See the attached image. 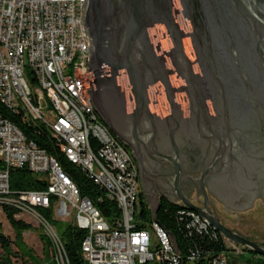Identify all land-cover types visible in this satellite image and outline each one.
Returning a JSON list of instances; mask_svg holds the SVG:
<instances>
[{"label":"water","instance_id":"obj_1","mask_svg":"<svg viewBox=\"0 0 264 264\" xmlns=\"http://www.w3.org/2000/svg\"><path fill=\"white\" fill-rule=\"evenodd\" d=\"M80 25L93 75L86 96L136 160L144 201L155 195L147 206L152 220L160 194L145 176L164 177L177 207L264 259V246L222 226L204 197L205 189L225 211L251 206L259 192L264 197V0H82ZM136 134L150 135L149 156L173 166L174 177L142 170ZM179 136L188 138V149H200L202 160L207 156V174L197 180L176 166ZM152 140L173 148L165 158L171 163L151 156ZM178 173L196 182L204 208L180 194Z\"/></svg>","mask_w":264,"mask_h":264},{"label":"built area","instance_id":"obj_2","mask_svg":"<svg viewBox=\"0 0 264 264\" xmlns=\"http://www.w3.org/2000/svg\"><path fill=\"white\" fill-rule=\"evenodd\" d=\"M82 0H0V207L34 219L49 242L55 264H67L51 220L84 232L80 252L85 264H229L245 252L223 239L205 219L178 209L177 222L187 241L178 255L160 226L151 220L136 229L140 188L135 165L98 120L85 90L87 42L80 20ZM1 112L43 127L63 159L113 201L119 213L113 226L85 197L53 158ZM25 168L45 182L41 191H10L8 173ZM54 198L51 204L50 199ZM166 232V231H165ZM222 253L205 252L194 240L216 242Z\"/></svg>","mask_w":264,"mask_h":264},{"label":"trees","instance_id":"obj_3","mask_svg":"<svg viewBox=\"0 0 264 264\" xmlns=\"http://www.w3.org/2000/svg\"><path fill=\"white\" fill-rule=\"evenodd\" d=\"M1 115L14 123L24 133L26 138L33 141L47 156L58 162L62 171L77 188L79 195L87 198L112 227L113 222L119 217L114 202L106 199L101 189L90 184L78 168H75L63 159L55 139L41 126L31 124L28 121H22L17 116L9 113L1 112ZM8 187L12 192L18 190L41 191L45 188V182L41 176L32 174L25 168L14 169L8 173ZM53 202L54 198H51L50 203L52 204ZM178 209L179 207L171 206L166 202L160 203L154 221L173 237L178 249L181 251L189 240L181 235V228L178 225L176 214ZM0 210L14 233L12 242L0 233V264H17L12 259H18L20 261L19 264H55L52 259V250L49 242L42 234L39 235L40 240L47 250L50 249V254L46 250L43 259L39 260L21 240V233L29 231L31 226L21 220L15 219L14 216L17 213L14 210L8 207H0ZM37 214L43 215L54 226L55 222L51 220L50 209L38 210ZM136 217L139 220V223L136 224V229L145 228V225L152 220L149 210L140 200ZM55 230L62 244L67 264H85L80 252V243L84 237V232L76 228L71 222L65 223L55 228ZM10 244L15 247V252L11 251ZM194 245L200 247L205 252L212 251L214 254L222 253L226 249L223 241L219 237H217L214 243L208 241L201 242L200 239H196L194 240ZM247 254L248 256L244 264H264L262 257L252 253Z\"/></svg>","mask_w":264,"mask_h":264},{"label":"flooded vegetation","instance_id":"obj_4","mask_svg":"<svg viewBox=\"0 0 264 264\" xmlns=\"http://www.w3.org/2000/svg\"><path fill=\"white\" fill-rule=\"evenodd\" d=\"M135 140H136V146H137L139 159L141 162V168L146 174L150 176L159 175V176H166V177H174V167L173 166L167 163H158L149 156L147 152V148L150 142L149 134H146V135L136 134ZM119 143L124 148V150H126L129 153L135 165L136 172H137L138 185L140 188L139 200L143 202L147 207L149 203L155 198V195L149 196L147 200L144 201L143 196L145 195V190L141 187L140 182H139L137 162L134 159V157L131 155L128 146L124 144L123 142H119ZM176 144H177V147L175 145L174 147L176 151V166L178 167V169L183 172L191 174L193 177H195L196 180L200 176L204 175L207 172V164H208L207 156H204L202 160L200 156L199 148H195L192 150L188 149V138L185 136L176 137ZM172 150L171 148H168V147L160 148L157 145V142L155 140L151 141V156L155 159L170 162L169 160H166L165 158L167 156L169 157L173 153ZM145 179L152 181V182H156L158 192L161 195V196L160 195L156 196L157 204H158L156 208V213L159 209L160 203L166 202L167 204L171 206H176L179 204V202L177 201V194L175 190L172 188L168 179L164 177L155 178V177H149V176H145ZM176 186L180 194L183 195L188 200L189 204L193 208L201 209L205 207L204 199L201 193L196 190V182H193L191 179L187 178L182 173H178L177 178H176ZM262 191L264 193V188L262 189ZM204 197L207 203L209 204V207L212 210L213 215L216 216V218L218 219V222L222 226L233 231L236 234H238V231L240 229H245V230L250 231L251 228L253 227V221H254V219L250 216H253L252 214H256V213L262 214L264 212V197L261 196V192H259V195L252 201L251 206H248L242 210H232V209L226 208V211L230 212V214L227 213L223 209V205L218 203L215 199H213L205 191V189H204ZM242 237L253 242L248 236H242ZM244 254L248 256L247 253H244Z\"/></svg>","mask_w":264,"mask_h":264},{"label":"rangeland","instance_id":"obj_5","mask_svg":"<svg viewBox=\"0 0 264 264\" xmlns=\"http://www.w3.org/2000/svg\"><path fill=\"white\" fill-rule=\"evenodd\" d=\"M149 210V208H147ZM253 213V212H252ZM253 216H250L254 219L253 221V227L251 230H245L240 229L238 231V234L241 236H248L253 242L262 244L264 246V239H263V228H264V216H260L261 214H252ZM15 219L21 220L31 226V229L27 232L21 233V240L25 244L27 248H29L32 252V254L39 260L43 259L44 253L46 252V248L44 247L43 242L40 240V234H42L37 222L29 218L27 216H23L20 214H16L14 216ZM249 218V217H248ZM136 215L134 216V221H137ZM55 222L54 227L58 228L59 226L71 222L72 218L66 221L54 219L52 220ZM0 233L3 237L7 238L10 242L14 239V233L11 230L10 226L8 225L6 219L4 218L1 210H0ZM10 249L12 252H15V247L10 244ZM1 252V250H0ZM48 254H50V249L47 250ZM246 254L238 256L236 259H234V264H244V261L246 259ZM15 263L19 264V260L12 259Z\"/></svg>","mask_w":264,"mask_h":264},{"label":"crops","instance_id":"obj_6","mask_svg":"<svg viewBox=\"0 0 264 264\" xmlns=\"http://www.w3.org/2000/svg\"><path fill=\"white\" fill-rule=\"evenodd\" d=\"M260 216H264V212H263ZM260 216H259V217H260Z\"/></svg>","mask_w":264,"mask_h":264}]
</instances>
